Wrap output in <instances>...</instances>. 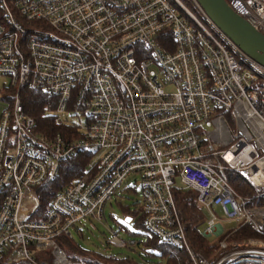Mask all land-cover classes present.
I'll return each instance as SVG.
<instances>
[{"label": "built area", "instance_id": "1", "mask_svg": "<svg viewBox=\"0 0 264 264\" xmlns=\"http://www.w3.org/2000/svg\"><path fill=\"white\" fill-rule=\"evenodd\" d=\"M225 1L264 36V0ZM190 2L199 17L179 0H0V264H82L62 247L71 230L137 185L141 231L175 250L166 264H264L261 240L229 239L264 226V67ZM24 89L41 91L70 135L40 131ZM78 154L91 158L84 174L39 216L36 188ZM176 189L196 193L198 221L183 223ZM201 225L220 238L216 257L194 250ZM110 234L127 246L125 226Z\"/></svg>", "mask_w": 264, "mask_h": 264}, {"label": "trees", "instance_id": "2", "mask_svg": "<svg viewBox=\"0 0 264 264\" xmlns=\"http://www.w3.org/2000/svg\"><path fill=\"white\" fill-rule=\"evenodd\" d=\"M20 100L24 107V111L31 116L38 129L44 133L51 134L52 132H60L67 136L70 135L67 131L68 127L56 125L52 117L47 116L45 113L47 111V98L41 91L24 89L20 92ZM89 154H78L73 156L71 159L67 160L59 173V176L53 182L40 186L36 188V194L39 198V216L46 207L49 199L54 195V193L69 185L72 180L82 176L85 172L87 163L90 161ZM230 183L234 190L243 195H250L252 189L250 185L236 174H230ZM174 201L178 209L179 215L183 223L196 222L201 218V213L197 206V195L194 191L176 189L174 191ZM126 217H136L134 222V227L138 230L144 228L143 215L140 214L139 209H136L133 213L126 214ZM129 232V230H128ZM129 235H134L129 232ZM197 239L193 247L195 251H199L205 257L209 254V249L207 245L204 244V239L201 237L200 233L197 231ZM248 238H255L259 240H264V226L260 232L252 230L248 225H241L239 229L229 235V239L232 241L245 240ZM144 247V255L146 258L160 257L162 259L173 255L175 250L169 245L161 243L156 238H147L142 243ZM63 247L69 246L71 249H76L75 246L71 245V242H66L62 244ZM74 263L82 264H101V263H90V262H80L76 258L69 257ZM149 264H153L147 261ZM171 264H189L187 258L184 254L179 255L173 259Z\"/></svg>", "mask_w": 264, "mask_h": 264}, {"label": "rangeland", "instance_id": "3", "mask_svg": "<svg viewBox=\"0 0 264 264\" xmlns=\"http://www.w3.org/2000/svg\"><path fill=\"white\" fill-rule=\"evenodd\" d=\"M179 1L199 17V14L190 0ZM7 82V79H0V90L3 84ZM177 183L179 184V182ZM139 202V185H137L136 192H120L104 207L103 219L101 221L85 220L75 229L71 230L72 239L70 242L76 249H71L69 246L66 248L62 246L67 256L76 258L83 263L107 264L112 261L110 259L111 256H114L119 257L123 261L128 259L135 264H141L144 261H150L153 264H166L160 257L146 258L144 255L145 250L142 245L146 238L144 232L137 230L133 225V221H126V214L133 213L138 209ZM120 225L125 226L130 233L134 234L123 238L127 243L126 247H116L109 243L111 237L110 231H117ZM234 226L237 227L234 223L225 224L226 229H230ZM203 229L204 225H201L197 230L198 233L201 234ZM137 231L140 233L139 235H137ZM219 240L220 238L214 235L211 238L204 239V244L210 247L209 254L206 257L212 258L218 255L215 254L211 246H217ZM250 240L255 241L259 239L251 238ZM236 241L242 242L243 240ZM261 241L264 244V240Z\"/></svg>", "mask_w": 264, "mask_h": 264}, {"label": "water", "instance_id": "4", "mask_svg": "<svg viewBox=\"0 0 264 264\" xmlns=\"http://www.w3.org/2000/svg\"><path fill=\"white\" fill-rule=\"evenodd\" d=\"M207 17L246 55L264 67V36L236 14L225 0H195ZM130 222L129 218L126 219Z\"/></svg>", "mask_w": 264, "mask_h": 264}]
</instances>
